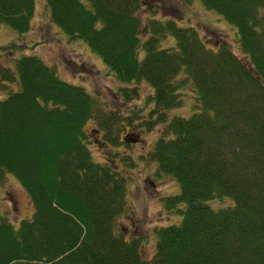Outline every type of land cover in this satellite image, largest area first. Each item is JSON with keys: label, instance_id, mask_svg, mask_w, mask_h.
I'll list each match as a JSON object with an SVG mask.
<instances>
[{"label": "trees", "instance_id": "trees-1", "mask_svg": "<svg viewBox=\"0 0 264 264\" xmlns=\"http://www.w3.org/2000/svg\"><path fill=\"white\" fill-rule=\"evenodd\" d=\"M197 1L234 26L241 56L220 37L210 47L175 18L143 23L146 0H43L53 26L100 58L127 102L138 84L149 88L128 120L146 106L139 128L164 125L148 154L156 178L179 188L158 198L178 219L154 227L150 260L139 236L115 229L126 212V177L117 163L90 156L85 128L97 98L16 40L0 45L15 55L13 68L0 65V87L18 83L0 98V185L12 174L33 207L16 228L0 215V264H264V0ZM34 4L0 0V25L24 34ZM169 37L174 43L162 45ZM186 94L191 112L167 118ZM104 139L119 143L114 134ZM223 198L230 203L208 204Z\"/></svg>", "mask_w": 264, "mask_h": 264}, {"label": "rangeland", "instance_id": "rangeland-1", "mask_svg": "<svg viewBox=\"0 0 264 264\" xmlns=\"http://www.w3.org/2000/svg\"><path fill=\"white\" fill-rule=\"evenodd\" d=\"M146 2L139 12L143 23L151 17L175 18L178 24L197 29L202 38H207L210 47L214 46L216 38L219 40L220 37L230 45L231 50L241 56L235 49L237 33L234 26L216 12L204 9L197 0L188 4L182 0ZM34 3L29 30L20 35L11 28L0 25V45L11 39L16 40L19 45L25 47L23 53L37 55L55 70L60 79L82 86L97 98L99 111L85 128L90 135L91 145H87L90 156L95 162L107 163L113 167L117 163L118 171L126 177V212L117 218L115 229L125 239L139 236L141 257L150 260L155 249L154 227L164 226L178 219L174 211L163 209L158 198L176 194L179 188L177 182L167 176L156 178L154 173L156 165L148 154L155 138L161 135L164 125L157 124L149 130L139 128L140 122L146 117L144 116L148 110L146 106L141 107L139 112L131 113V120H128L130 110L142 106L149 88L146 84H138V97L134 102H127L118 91V83L105 73L100 58L81 40H67L64 33L53 26L43 0H34ZM56 29L60 34L55 31ZM140 36L143 38L144 35L141 33ZM167 40L162 42V45L174 43L171 37ZM13 55L0 49V65H9L13 68ZM17 84L13 81L0 87V98L7 91L17 90ZM189 96L186 94L183 97L182 105L176 111L168 110L167 118L177 113L183 116L189 114L194 103L191 94ZM109 134H114L119 143L106 146L108 143L104 136ZM98 139L100 141L95 143ZM229 203L230 200L225 198L208 201L211 207ZM32 212V204L23 187L12 174L5 172L0 185V215L6 217L16 228L19 221L30 218Z\"/></svg>", "mask_w": 264, "mask_h": 264}]
</instances>
